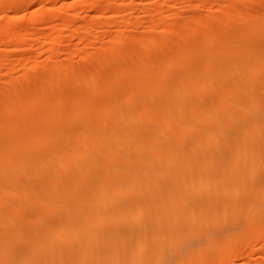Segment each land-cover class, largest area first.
I'll use <instances>...</instances> for the list:
<instances>
[{
  "label": "bare ground",
  "instance_id": "obj_1",
  "mask_svg": "<svg viewBox=\"0 0 264 264\" xmlns=\"http://www.w3.org/2000/svg\"><path fill=\"white\" fill-rule=\"evenodd\" d=\"M48 1L0 0V46L41 40L3 16ZM98 1L66 3L42 57L0 53V264L263 262L264 0Z\"/></svg>",
  "mask_w": 264,
  "mask_h": 264
},
{
  "label": "rangeland",
  "instance_id": "obj_2",
  "mask_svg": "<svg viewBox=\"0 0 264 264\" xmlns=\"http://www.w3.org/2000/svg\"><path fill=\"white\" fill-rule=\"evenodd\" d=\"M72 1H74V2H78V0H77V1H76V0H72ZM72 1H71V0H51V1H48V2H49V5L45 4V5H47V7H46L47 9L44 8V10H45L44 12H46L47 10H48V12H49V11H52V10L57 11V10H60V7H61L62 9L65 10V9H67L66 7L69 5V3L71 4ZM105 1H106V0H105ZM105 1H104V0L98 1V2H100V5H101L102 9H104L105 6H106V2H105ZM128 1H129V3H130V2H133V3L135 2V5H136V3H137L136 0H135V1H133V0H132V1H131V0H128ZM146 1L148 2V1H150V0H146ZM146 1H145V0H143V1L139 0L138 2H139V3H140V2H141V3H145ZM151 1H153V2H151ZM151 1H150L151 4H149L148 7H151V6H152V7L149 8V9H147V11H148V15H149V14H152V12H153L154 10H151V9H153V8L155 9L156 4L159 2L158 0H151ZM156 1H158V2H156ZM194 1H195V0H194ZM196 1H197V0H196ZM206 1H207V0H205V2H206ZM210 1H211V0H210ZM210 1L208 0L207 2H210ZM222 1L225 2V1H228V0H222ZM116 2H117V1H116ZM147 2H146V3H147ZM154 2H155V3H154ZM207 2L204 3V8H203L202 10H205V11H206V9L209 8V3H207ZM64 3H65V4H64ZM66 3H67L68 5H67ZM152 3L155 4V5H153ZM207 4H208V5H207ZM63 5H64V6H63ZM137 5H138V3H137ZM137 5H136L135 7H136V8H139L140 4L138 5V7H137ZM141 5H142V4H141ZM150 5H151V6H150ZM184 5H186V3H184ZM206 5H207V6H206ZM257 5H258V4H257ZM257 5H256V4L254 5V6H256L255 8H257ZM62 6H63V7H62ZM98 6H99V4H98ZM153 6H154V7H153ZM24 7H25V6L21 7V9H19V10L21 11V10H23V9H26V7H25V8H24ZM44 7H45V6H44ZM48 7H50V8H48ZM52 7H53V9H52ZM55 7L57 8V10L55 9ZM207 7H208V8H207ZM36 8H37V7L34 6V7L30 8V10H29V8H28L27 11H26V10H25V11L23 10V11H21V12L19 11V12L16 13V15L13 14V13H14L13 11H12L13 13H11V11H10V13L7 12L8 14H4V16H3V20H5V19H7V20H5V21L2 20V21L5 22V23H9V25H10L11 22H12V24H14L13 22H17V21L19 20L18 18H20L19 21H21V18L23 17V18H22V24L19 23V25H18L17 23H15V24L13 25V27H15V25H18L16 28H20L21 30L23 29L22 31H23L24 33H26V35H30V34H34V33H35V34H38V33L40 32V34H39V38H41V40L39 39V40H37V42H36V41L34 42L30 37H28L29 39H27V37H26L25 40L23 41V42H25V43L22 44L23 46H20V48H21L22 50H21V49H20V50L18 49V51H16V52H10V51H9V47H7V44H6V43H7V40H6V39L4 40L5 37H3V36L1 35V40L3 39V41H4V42H3V46H5V47H7V48H4V47H1V46H0V47L2 48V49H0V50H1L0 53L5 57L4 60L7 61V63H9L10 66H12L13 64L15 65V63H16L15 61H16V60L18 61V59H21V57H23V56L25 55L24 53H26V55L24 56V58H25V57H28L29 55H30V57H32V55H33V56L36 55V56H34V57H37V56L39 57V56L41 55L40 57H42V53H41V52H43V51L47 48V46L42 45V44H43V43H42V42H43L42 40L45 41V39H44L43 36L46 37L47 35H45V34H48V31L50 30L49 27H50L51 25H50L49 23H51V22H53V21H54L53 23L57 22L58 19H59V17L62 18V17H64L65 15H67L66 13H68V10H67V11H64V10H63V11H62V9H61V11H57L59 14L56 13V12L54 11V13H56L57 16H56V15H53V16H54V17L56 16L58 19L55 17L56 19H53V21H51V22L49 21V23L46 22L47 25L44 24V23H40V22H38V24H36L37 22H36V23L33 22L34 24H31L32 21H37V15H38V14H36V13H32L33 17L36 16V17L34 18V20L31 19L32 16L30 17L31 20L28 19V21H27V18L29 17L28 15H30L31 12H34V11L37 12V11H39V10L36 11ZM98 8H100V7H98ZM98 8H97V9H98ZM49 9H51V10H49ZM84 9H85L86 11L82 12L81 15H82L83 13L85 14V16H86V14H88L87 17H92V16L95 17L94 15L97 16V14H98V15L100 14V13H98L99 11L95 12V10H97V9H94L93 12L90 11V10L88 11L87 8H84ZM102 9L100 8V11H103ZM139 9H142V8L140 7ZM33 10H34V11H33ZM98 10H99V9H98ZM137 10H138V9H135V12H133V13L135 14ZM200 10H201V9H200ZM200 10L198 11L199 13H200V12H201V13H204V11L202 12V11H200ZM149 11H151V12H149ZM181 11H182V10H180V12H181ZM61 12H63L65 15L62 16L63 14L61 15ZM85 12H87V13H85ZM88 12H89V13H88ZM94 12L97 13V14H95ZM52 13H53V11H52ZM54 13H53V14H54ZM133 13H132V15H131L132 18H134V16H135ZM17 14H18V15H17ZM35 14H36V15H35ZM47 14H49V13H47ZM136 14H137V13H136ZM5 15H7L8 18H7V16H5ZM13 15H14V16H18V17H16V21L13 20V19H14V16H13ZM81 15H80V18H81V17L84 18V19L87 18V17H85L84 15H82V16H81ZM89 15H92V16H89ZM49 16H50V15H49ZM149 16H150V15H149ZM149 16H142V17H139V16L136 15L135 18H138V17H139L138 19H139L142 23H145V22L148 23L149 18H147V17H149ZM4 17H5V19H4ZM10 17H12V21L10 20V19H11ZM26 17H27V18H26ZM54 17H53V18H54ZM9 18H10V19H9ZM51 18H52V16H51ZM51 18H50V19H51ZM82 18H81V19H82ZM135 18H134V19H135ZM140 18H141V19H140ZM142 18H143V19H142ZM112 19H113V18H112ZM9 20H10V21H9ZM55 20H56V21H55ZM114 20H115V19H113V20H111V21L113 22ZM19 21H18V22H19ZM30 21H31V23H30ZM80 21H81V20L78 21L77 25H80V24L82 23V21H84V20L82 19V21H81V22H80ZM109 21H110V20H108L107 26H108V25H111V26H110V30H109V27H108V28H106V29L104 28L105 30H102L103 33H102V32H98V28H99V30L102 29V28H100L99 26H98V28H97V30H96L97 33H99V34L102 33L101 38H103L104 36H107V34H108L107 29L109 30V33L113 31V29H111L113 23L111 24V23H109ZM235 21H236V20H235ZM39 23L42 24V25H40ZM53 23H51V24H53ZM147 23H145V25H146ZM20 24H21V25H24L25 27H24V26H23L24 28L20 27V26H21ZM43 24H44V25H43ZM10 26H12V25H10ZM44 26H45V27H44ZM13 27H12V28H13ZM208 27H209V29H210V26H208ZM16 28H13V29H16ZM27 28H28V29H27ZM43 28H45V29H46V28H49V29H48V30H47V29L45 30V29H43ZM143 28H144V24H143V25L141 24L140 26L137 27V29H131V30L128 29V32H127V33H128V35H130V36L127 35V38H129V40L126 38V41H127V42L131 41V39L133 38V36H134V37H136V36H137V37H138V36L141 37V36L143 35V32H144V29H143ZM24 29H26V30L24 31ZM205 29H206V28H204V30H203V28H202V31L204 32ZM30 30H31V31H30ZM132 30H133V31H132ZM206 30H208V29H206ZM32 31H33V33H32ZM34 31H35V32H34ZM29 32H30V33H29ZM105 32H106V33H105ZM205 32H206V31H205ZM28 33H29V34H28ZM41 33H42V34H41ZM42 35H43V36H42ZM64 35H68V33H67V34H64ZM131 36H132V38H131ZM11 37H12V36H11ZM66 37H67V36H66ZM107 37H108V36H107ZM139 37H138V38H139ZM105 38H106V37H104V38L102 39L103 41L100 40V41L98 42V44H99V45H97L98 47H104V46H102V44L105 45L106 40H108V38H107L106 40H104ZM130 38H131V39H130ZM30 39H31V40H30ZM69 39H70V38L67 37L66 39H64L65 41H63V42H66V40L69 41ZM141 39H142L141 41H140V39H139V43H138V41H137V47L139 48V50H140L144 55H147V54H150V55H151V53H152V55H154V54L156 53V52H155L156 50L154 49V47H152V49H150V48H149V49H146V47H145V46H146V41H143V38H141ZM71 40H72V39H70V42H69L70 44H68V42H67V44L62 42V43L59 44V46L57 45L56 47H53V49L56 48L55 50H57V52L59 53V54H58V57H59L58 60H62L63 57H64L63 55L67 52V50L70 49V46L72 47V45L75 43L73 40H72V41H71ZM38 41H39V42H38ZM104 41H105V42H104ZM5 42H6V43H5ZM101 42H104V43H101ZM24 44H25V45H24ZM61 44H62V45H61ZM69 45H70V46H69ZM42 46H43V47L45 46L46 48H43ZM67 46H68L69 48H67ZM41 47H42V48H41ZM40 48H41L42 50H41ZM57 48H58L59 50H58ZM2 50L4 51V53L2 52ZM23 50H24V51H23ZM40 51H41V52H40ZM61 51H62V52H61ZM63 51H65V53H64ZM23 52H24V53H23ZM39 53H40V55H39ZM62 54H63V55H62ZM59 55H61V56H59ZM4 57H3V58H4ZM7 58H8V59H7ZM16 58H17V59H16ZM6 59H7V60H6ZM9 59H10V60H9ZM13 59H14V60H13ZM12 60H13V61H12ZM8 61H9V62H8ZM10 61H12V62H10ZM18 70L21 71V69H18ZM18 72H19V71H18ZM16 73H17V72L15 71V73L13 74L12 77H13L14 79H15V77L18 78V79H20V78H21V72H19V74H18V73L16 74ZM14 76H15V77H14ZM19 76H20V78H19ZM18 79H17V80H18ZM0 84H2V83H1V79H0ZM2 85H5L4 82H3ZM6 86H7V83H6ZM7 94L10 95L11 93L9 92V93H7ZM12 94H13V93H12ZM12 94H11V95H12ZM259 245H260V246H259ZM259 245H257L258 248L264 246V242H261ZM258 248H257V249H258ZM258 256H260V257H258ZM258 256H257V259H256V255L252 257L255 261H254L252 258H250V259H252L251 262H250V264H252V262H253L254 264L259 263L258 259L260 260V258H261L260 263H263L264 261L262 262L263 259H262L261 254H258ZM249 261H250V260H249ZM257 261H258V262H257ZM241 262H242V261L239 260V262L237 261L236 264H241ZM242 263H243V262H242ZM248 263H249V262H248Z\"/></svg>",
  "mask_w": 264,
  "mask_h": 264
}]
</instances>
